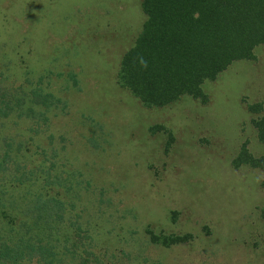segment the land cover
Here are the masks:
<instances>
[{"label":"rangeland","instance_id":"obj_1","mask_svg":"<svg viewBox=\"0 0 264 264\" xmlns=\"http://www.w3.org/2000/svg\"><path fill=\"white\" fill-rule=\"evenodd\" d=\"M141 2L0 0V103L12 106L0 117L1 202L22 208L34 195L50 197L41 185L27 192L14 168L43 161L60 180L73 178L60 235L68 245L80 224V252L100 264H264V171L232 164L244 145L264 157L251 123L264 116V45L204 84L207 104L186 97L147 109L116 86L144 23ZM31 90L52 99L36 108ZM154 127L164 131L151 134ZM148 231L189 235L190 244L154 245ZM63 246L57 255L67 264Z\"/></svg>","mask_w":264,"mask_h":264},{"label":"trees","instance_id":"obj_2","mask_svg":"<svg viewBox=\"0 0 264 264\" xmlns=\"http://www.w3.org/2000/svg\"><path fill=\"white\" fill-rule=\"evenodd\" d=\"M140 9L144 23L133 45L121 57L116 86L147 109L166 108L186 97L207 104V96L202 90L204 84L214 82L234 62L252 60L253 50L264 45V0H142ZM30 95L36 108L47 106V101L52 99L51 95L44 96L39 90H31ZM1 101L0 117H3L7 111L11 112L12 106L10 102ZM15 103V107L20 108L23 100H15ZM248 109L252 116L261 112L260 105ZM26 114L34 117L32 109ZM251 123L258 143L264 146V116H257ZM37 131L34 130V135ZM160 131L164 129H150L151 134ZM166 145L167 148L169 143ZM11 151L10 161L16 163L17 154ZM24 153H27L26 149ZM55 155L53 153L52 160ZM5 157L9 159V156ZM5 164L0 162V176L7 173ZM49 164L46 167L42 161L40 166L29 170L19 165L14 167L22 168L17 180L21 186L26 181L27 192L41 185L45 193L51 190L52 195L49 197L46 193L38 198L34 195L35 200L27 201L22 208L0 199V264H62L57 255L61 241L70 246L68 249L63 246L66 256H70L67 264H100L99 256L84 247L81 249L84 252H80L84 242L82 237H87L80 224L73 230L76 233L75 239L71 240L73 244L68 242L66 245V239H63L66 233L64 237L60 235V225L64 224L68 214L67 197L75 191L74 183L72 177L67 181L60 180L54 173L55 165ZM232 164L236 169L244 166L264 171V157L254 158L245 145ZM75 174L81 177L79 172ZM87 188L88 184L77 191ZM8 207L10 213L6 211ZM146 233L152 244L164 248L188 245L191 239L189 235L157 237L150 231ZM11 235L16 242L10 239Z\"/></svg>","mask_w":264,"mask_h":264}]
</instances>
